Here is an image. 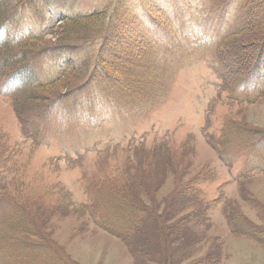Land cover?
<instances>
[{"label": "rangeland", "instance_id": "1", "mask_svg": "<svg viewBox=\"0 0 264 264\" xmlns=\"http://www.w3.org/2000/svg\"><path fill=\"white\" fill-rule=\"evenodd\" d=\"M48 1L0 9L11 41L0 50V264L15 262L6 239L16 237L62 264H264V173L243 175L251 157L242 156L251 143L264 151L263 140L242 137L264 130V95L248 104L217 92L215 44L228 17L206 22L212 0ZM175 1L182 21L168 8ZM226 8L235 19L234 4L216 10ZM162 11L173 23L158 32ZM252 37L234 39L245 59ZM137 63L166 70L161 87L147 84L154 66ZM153 86L168 93L148 111L137 95ZM105 225L124 235L135 227L123 241Z\"/></svg>", "mask_w": 264, "mask_h": 264}, {"label": "trees", "instance_id": "2", "mask_svg": "<svg viewBox=\"0 0 264 264\" xmlns=\"http://www.w3.org/2000/svg\"><path fill=\"white\" fill-rule=\"evenodd\" d=\"M0 1H2V0H0ZM228 1H231V0H224L225 3H227ZM235 1H237V3H238V14H237L238 19H237V23H236V32L231 34L226 39L225 44L223 45V48L226 51V54L221 53V55H223L224 61L228 62V64L230 66H232V68H233V71L230 73L229 77H227V83L228 84L243 81L246 77V74H250L249 72H251V71H249V70H251V67H253V65L256 62H258L259 60H261L264 56V0H235ZM4 7H5V3L0 5L1 10H3ZM105 11L106 10L96 12L90 16H85V17H80V18H72L71 20H69V22H73V21H77V20L92 19L93 17L100 16L101 14H104ZM176 14H177V18L181 19L182 12L176 11ZM164 16H165V19H164L165 24L161 25L158 22L159 29H161V30H164L168 24L172 23V20L168 19L165 14H164ZM99 19L102 20L101 17H99ZM103 19H105V17ZM3 21H4V19L1 21L0 26H2ZM249 34H250V36L253 35V37L251 39H248V40H247V38L246 39L244 38V39L247 40V42L251 41L248 43V45H250V47H252L253 50H252V53L250 54V56L247 59H245V57L243 55L236 53L237 50L239 52H241V50L243 49V45L241 43H239L238 40H234V39L236 37H240L243 35H249ZM99 35H100V33H99ZM88 38H92V37H88ZM144 40H145V44L148 46L145 37H144ZM120 44H121V47H118L114 51L120 52V54H123V53H125L123 51V44L124 43H120ZM66 46H69V44H67ZM47 48H50V47H47ZM145 55H146V53H145ZM142 56H143L142 54L139 55V58H142ZM21 60L24 62V58H22ZM139 60H141V59H139ZM137 64L139 67L146 66L148 68L153 67L155 65V64L150 65L149 63H147V64L137 63ZM140 65H142V66H140ZM103 71L105 73H107L106 70H103ZM100 72L102 74H104V73L100 70L97 71L98 75L100 76V79L103 80L104 76H101ZM108 75H113V74H111L109 72ZM126 76L128 78L137 77L138 76L137 71H135L131 74H127ZM161 77H162V74L159 75L158 65L154 66L152 71L148 75L145 76L146 80L148 81L147 84L149 86H151L155 82H158L159 84H161L160 83ZM61 78H62V76H59L56 79V81L54 82V84H57L61 80ZM93 78H94V76H93ZM88 80H90V78L87 79V81L85 83L78 85V87H80V88L83 87L88 82ZM120 80H124V79H120ZM108 81L112 82V76H109ZM227 88H229V87H227ZM79 92H81V91H79ZM130 93H134V90H131ZM263 95L258 96L256 98V100L260 99ZM157 97H160V96L159 95H137V100H140L143 103L145 100H148L150 102H155ZM61 98H63V97H61ZM54 100H56V99H54V98L51 99L49 101V103L53 102ZM155 105L156 104H154V106ZM243 129L244 128L241 127L242 131H243ZM245 133H247V138H249L251 141L255 140L256 139L255 137H257V136H258L257 138H259V139H264V130H256L253 128L251 131L245 132ZM259 154H261V152H259ZM113 212H114L113 216L115 219L121 218V215L119 213H117L115 211H113ZM127 215H129V214H127ZM129 221L131 222L130 217H129ZM134 227H130L127 231V235H124L119 230L114 229L112 226L111 227H108L106 225L104 226L105 230L109 231L112 235L119 236L118 239H122L123 241H124V238H128L130 236L131 230H133ZM43 245H46V244H43ZM6 246L10 249L11 259L12 260L15 259V262L14 261L12 263L9 262V264H62L63 263V261H61L56 254L48 255V253H46L47 251H49L48 247H41V248L39 247V249H36V248H34L32 241H30L28 239H24V238L20 239V238L16 237L15 240L10 241V242H8L6 239ZM35 260H37V263L35 262ZM4 262H5V264H8V263H6V261H4Z\"/></svg>", "mask_w": 264, "mask_h": 264}]
</instances>
